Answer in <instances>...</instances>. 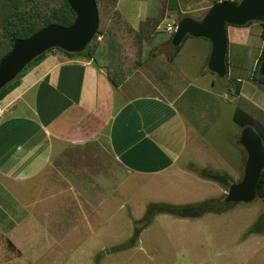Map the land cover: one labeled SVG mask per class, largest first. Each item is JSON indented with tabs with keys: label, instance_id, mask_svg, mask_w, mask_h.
<instances>
[{
	"label": "rangeland",
	"instance_id": "rangeland-1",
	"mask_svg": "<svg viewBox=\"0 0 264 264\" xmlns=\"http://www.w3.org/2000/svg\"><path fill=\"white\" fill-rule=\"evenodd\" d=\"M128 1L129 8L122 10L128 11L134 20L142 16L143 31L139 32L148 48L165 53L167 58L160 59L165 65L179 52L175 66L194 82L183 103L197 104L195 119L199 131L196 138L204 145V154L200 149L196 152L191 160L196 166L191 167L190 174L172 171L160 176H138L116 160L106 142L85 145L91 152L86 159H81L77 172L86 173L90 185L91 209H86L84 214L90 216L89 220L83 217L78 203H72L73 192L64 191L60 195V187H55L58 193L49 197L54 209L38 206L45 198L32 194V200L36 201L35 216L39 220H31V225L29 219L24 221L23 225L30 226L31 230L24 229L25 233H17L11 239L17 249L9 238L0 235V264H264V200L259 197L251 203H238L225 212L209 213L198 219L168 214L150 219L146 216L151 204L182 206L207 200L223 201L230 187L201 178L200 170L210 168L225 174L230 185L242 181L246 162L240 150L243 129L233 115L239 108L264 123V89L251 79L263 48V24L253 22L227 27L228 74L226 78L214 76L215 87L211 85L213 76L207 70L211 42L188 36L175 47L172 44L174 33L165 30L166 23H179L186 16L201 20L215 0ZM165 10L168 12L163 17ZM204 71L208 72L206 77ZM238 79L244 83L239 84ZM240 85L244 93L238 97L235 89ZM198 86L213 90L218 97L201 95L195 90ZM210 101L207 119L201 126L200 115L207 111L205 107ZM183 161L177 166H184ZM200 163L203 165H198ZM75 164L71 161L69 167L63 168L65 176L75 170ZM55 179L46 178V183ZM47 187H52L50 182ZM136 230L141 231L140 236L138 242L131 245Z\"/></svg>",
	"mask_w": 264,
	"mask_h": 264
},
{
	"label": "crops",
	"instance_id": "crops-1",
	"mask_svg": "<svg viewBox=\"0 0 264 264\" xmlns=\"http://www.w3.org/2000/svg\"><path fill=\"white\" fill-rule=\"evenodd\" d=\"M116 2L121 12L122 8H129L128 0ZM127 12L122 14L131 20L136 31L142 32V16L134 20ZM167 12L163 11L162 16L166 17ZM104 49L98 60L70 58L53 50L0 101L4 108L0 115V235L12 243L17 233L31 230L23 225L24 221L29 219L31 225V220H39L31 195L44 196L38 206L54 209L49 197L57 192L55 187H60V195L73 192L72 203H78L83 217L89 220L90 216L84 214L91 209L90 185L86 173L77 172L81 159L91 152L85 149L87 144L106 142L116 160L138 176H160L172 171L190 174L191 167L196 166L191 160L199 149L204 150L196 138L197 104L183 103L194 82L175 66L179 52L165 65L160 59L167 58L166 54L148 48L144 39L142 64L134 67L124 61L122 66L131 74L116 87L108 77L109 69L124 58L113 46L106 44ZM207 70L213 76L211 85L216 87V75ZM206 73L203 72L204 77ZM238 83L243 84L244 80L238 79ZM195 90L218 97L202 86ZM236 93L243 96L241 85ZM224 96L228 98L227 94ZM211 101L200 115L201 126ZM182 159L185 165L177 166ZM69 161L76 163L75 170L65 176L63 168L69 167ZM49 177L56 179L46 183ZM49 182L51 188L47 187ZM73 223L76 225V221Z\"/></svg>",
	"mask_w": 264,
	"mask_h": 264
},
{
	"label": "water",
	"instance_id": "water-1",
	"mask_svg": "<svg viewBox=\"0 0 264 264\" xmlns=\"http://www.w3.org/2000/svg\"><path fill=\"white\" fill-rule=\"evenodd\" d=\"M75 14L69 26L49 25L27 39L14 42L11 52L0 62V91L18 76L39 56L61 49L78 54L86 51L98 33L99 15L96 0H67ZM250 22L264 24V0H240L213 5L207 14L196 20L184 17L177 24L172 44L179 47L190 36L211 42L212 49L208 68L219 78L228 74V26H245ZM259 75L264 77V61L259 66ZM240 144L247 158L243 179L230 186L226 203H251L258 197V185L264 173V142L252 127H245L240 135Z\"/></svg>",
	"mask_w": 264,
	"mask_h": 264
},
{
	"label": "trees",
	"instance_id": "trees-1",
	"mask_svg": "<svg viewBox=\"0 0 264 264\" xmlns=\"http://www.w3.org/2000/svg\"><path fill=\"white\" fill-rule=\"evenodd\" d=\"M96 3L99 15L98 33L86 51L73 54L61 49L57 50L70 58L81 57L89 60L93 58L98 60V55H102L106 44L110 45V47L113 46V49L119 51V54L124 58L119 65H112L113 67L109 69L108 77L113 85L117 87L131 74V70L127 71L126 66H122L124 61L125 63L129 62L130 65L133 63L134 67L137 64H142L144 37L141 32L136 31L131 26L113 0H96ZM215 4L216 1H214L213 5ZM74 20L75 14L67 0H0V62L11 52L16 40L27 39L41 29L53 24L69 27L74 23ZM252 23L250 22L247 25ZM99 37L102 38L99 39ZM262 37L264 41V31ZM51 51L53 50L35 59L15 81L6 85L0 91V101L15 90L21 84L22 78L39 65ZM262 61H264V42L255 67V75L251 78L253 82L264 89V77L259 75V66ZM234 121L241 129L252 126L264 142V123L259 122L251 114L241 109L236 110ZM240 150L242 158L245 160L247 157L246 152L244 148H240ZM198 175L203 179L217 182L226 188L231 186L228 176L225 174L203 169L198 172ZM258 197L264 200V173L258 185ZM234 205L233 203H226L225 199L223 201L221 199L207 200L194 205L182 206L168 203L151 204L147 209L146 216L147 219H150L151 216L168 214L176 218L198 219L209 213L225 212ZM140 232V230L135 231L130 240L131 245H135L138 242Z\"/></svg>",
	"mask_w": 264,
	"mask_h": 264
},
{
	"label": "built area",
	"instance_id": "built-area-1",
	"mask_svg": "<svg viewBox=\"0 0 264 264\" xmlns=\"http://www.w3.org/2000/svg\"><path fill=\"white\" fill-rule=\"evenodd\" d=\"M216 3H222V2H239L238 0H215ZM177 22L172 21V22H168L166 23V32L168 33H175L176 28H177ZM99 39H101V37H99ZM4 112V108L0 106V115H2Z\"/></svg>",
	"mask_w": 264,
	"mask_h": 264
}]
</instances>
